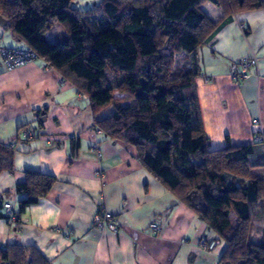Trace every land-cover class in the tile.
Instances as JSON below:
<instances>
[{"label": "crops", "instance_id": "1", "mask_svg": "<svg viewBox=\"0 0 264 264\" xmlns=\"http://www.w3.org/2000/svg\"><path fill=\"white\" fill-rule=\"evenodd\" d=\"M100 1L74 0L73 5L86 10ZM202 9L212 21L223 17L214 3L205 2ZM1 45L28 49L12 33L1 35ZM252 55L259 60L258 71L240 84L233 82L230 63ZM197 59L198 105L210 149L227 142L253 144L255 134L264 137V9L231 15L197 51ZM81 95L38 58L7 71L0 56V142L16 138L12 170L0 174V198L18 212L21 196L15 187L24 182L27 170L51 174L57 181L17 223H10L0 209V247L32 245L50 264H220L225 244L150 175L133 146L97 129L89 100ZM43 112L45 122L40 121ZM254 118L257 124H252ZM28 126L39 132L32 140L21 137ZM249 161L256 165L252 173L264 178V166H258L264 164L262 144H253ZM101 210L113 214L117 231L94 229L92 220ZM253 219L264 225V210L257 209ZM154 220L161 230L153 234ZM201 238L217 245L200 250Z\"/></svg>", "mask_w": 264, "mask_h": 264}, {"label": "trees", "instance_id": "2", "mask_svg": "<svg viewBox=\"0 0 264 264\" xmlns=\"http://www.w3.org/2000/svg\"><path fill=\"white\" fill-rule=\"evenodd\" d=\"M205 2L223 17L212 21ZM73 4L0 0V16L4 29L86 96L97 129L133 146L150 175L211 228L225 244L220 264H264V225L253 219L264 210V178L249 161L253 144L264 142L211 150L195 83L197 51L231 15L264 9V0H101L86 10ZM13 152L0 142V174L12 170ZM56 182L27 170L15 187L18 212L6 213L0 198L4 217L19 222ZM0 264L50 263L34 246L15 242L0 247Z\"/></svg>", "mask_w": 264, "mask_h": 264}, {"label": "built area", "instance_id": "3", "mask_svg": "<svg viewBox=\"0 0 264 264\" xmlns=\"http://www.w3.org/2000/svg\"><path fill=\"white\" fill-rule=\"evenodd\" d=\"M1 35V34H0ZM0 44H1V36H0ZM0 56L1 62L3 64V68L8 70H13L15 68H19V66L29 63L30 61L37 59V55L31 49H14V48H6L0 45ZM258 58L254 55L250 57L239 58V60L233 61L228 66V73L231 80L237 84H240L246 81L254 71H258ZM204 81H209L208 77L204 78ZM83 98H86L85 95H81ZM258 120L256 118L253 119L252 124H257ZM39 132L34 127H25L22 129L21 137L24 140H32L38 136ZM16 139V138H15ZM14 138L11 141L4 142L6 146H13ZM254 142H264V137L258 134L254 135ZM97 147V146H95ZM3 207L6 209V213L12 215V207L9 203H4ZM14 222V218L12 219ZM92 226L95 230L103 232L107 229L111 231H117L118 225L116 220L114 219L113 214L109 211L101 210L95 213V216L92 220ZM151 232L158 233L161 230L159 224L154 220L150 225ZM216 240H208L207 238H201L198 245L200 250L212 251V249L217 245Z\"/></svg>", "mask_w": 264, "mask_h": 264}, {"label": "water", "instance_id": "4", "mask_svg": "<svg viewBox=\"0 0 264 264\" xmlns=\"http://www.w3.org/2000/svg\"><path fill=\"white\" fill-rule=\"evenodd\" d=\"M6 25H7V21L4 20V19L0 16V27L4 28V27H6ZM42 116H43V117L40 118V121H41V122H45V120H46V114H45V112L42 113Z\"/></svg>", "mask_w": 264, "mask_h": 264}, {"label": "rangeland", "instance_id": "5", "mask_svg": "<svg viewBox=\"0 0 264 264\" xmlns=\"http://www.w3.org/2000/svg\"><path fill=\"white\" fill-rule=\"evenodd\" d=\"M0 33H1L2 38H3V36L6 35V33L8 34V33H11V32H10V30L7 29V28L4 29V28L0 27ZM1 35H0V36H1ZM50 38H51V37H50ZM0 45H1V44H0ZM2 46H3V45H2ZM24 128H25V127H24ZM259 221H260V220H256V222H258V223H259ZM254 223H255V222H254Z\"/></svg>", "mask_w": 264, "mask_h": 264}]
</instances>
